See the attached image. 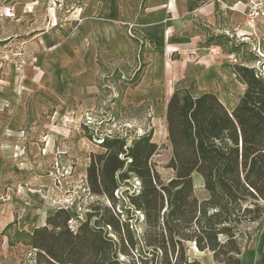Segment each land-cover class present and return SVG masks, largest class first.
Instances as JSON below:
<instances>
[{"label": "trees", "instance_id": "16d2710c", "mask_svg": "<svg viewBox=\"0 0 264 264\" xmlns=\"http://www.w3.org/2000/svg\"><path fill=\"white\" fill-rule=\"evenodd\" d=\"M232 70L244 90L231 112L210 92L177 87L168 99L167 183L151 162L159 148L152 132L129 144L103 138L104 153L92 155L85 172L89 192L109 207L90 209L75 231L68 212L57 209L28 235L36 264H201L189 257L187 244L210 253L215 264H242L239 227L264 218V78L243 65ZM140 75L129 84L137 85ZM194 175L204 200L195 195ZM131 178L138 188L124 192L127 218L121 221L115 192ZM136 212L143 217L141 237L129 225Z\"/></svg>", "mask_w": 264, "mask_h": 264}, {"label": "rangeland", "instance_id": "374dc122", "mask_svg": "<svg viewBox=\"0 0 264 264\" xmlns=\"http://www.w3.org/2000/svg\"><path fill=\"white\" fill-rule=\"evenodd\" d=\"M40 1L0 0V45L12 41H24L27 48L31 40L35 39L34 35L41 30L50 29L59 22L57 9L60 10L63 6L64 11L69 12L64 1ZM255 1L260 5L257 10L259 16L250 22L249 0H239L244 17L243 21L238 22L234 28L229 26L228 18L218 10V27L224 29V32L221 33L222 39L213 41L220 45V49L210 55L228 57L226 59L228 64L253 67L256 73L264 78V22L259 21L264 18V0ZM138 4L142 10L144 2L140 3L139 0ZM73 10L74 13L77 10L82 11L76 8ZM60 11L62 13V10ZM20 22L37 29L29 33L23 32L19 29ZM41 25L45 28L41 27L40 30ZM246 27L249 28L248 31ZM128 29V26H122V30L132 40V55L123 61L100 62L96 80L98 90L92 108L84 110L74 118L66 114L59 115L56 121L51 119L43 127L42 140L38 141L42 147L38 151L39 157L45 156L46 159L41 161L40 165L37 164L35 178L26 176L23 170L25 163H31V160L28 162L25 159L29 152L31 153V144L34 141L30 134L31 126L35 121L34 109L28 101L25 122L21 127L13 128L11 122L15 116V109L7 103L4 104L5 108L0 116V141L2 142L0 170L9 171V177L0 175V264H36L35 250L29 246L28 235L34 229L45 226L46 218L54 215L57 209H65L68 212L71 218L69 228L75 231L90 209L97 206L109 207L105 197H96L89 192L85 172L90 163V157L104 153L99 145L103 138L119 137L129 144L136 137L152 132V141L159 148L151 162L161 180L167 183L172 177V171L168 168L171 150L167 140L165 121L168 99L177 87L186 88L193 94L202 90H211L216 93L221 88L217 80L212 77L159 76L158 83L154 82L151 87L156 92L154 94H157L155 97H150L144 103H140L141 105L137 102H128V95L132 94L131 90L134 91L137 86L129 82L133 79L135 72L141 73L146 61L140 55L138 48L140 39L131 38ZM245 30L250 33L248 36L243 34ZM206 37L208 43L210 37L207 33ZM32 69L37 71L33 66ZM1 72L3 70L0 69V74ZM12 77L0 76V90H10L9 88L13 87L9 81ZM15 77L20 81L16 84L17 94L15 93L13 100L18 101L24 88L22 81L25 78ZM202 78L206 84H202ZM215 78H220L224 84L228 76H215ZM222 87L225 90L228 89L227 85ZM46 115L52 117L54 114L48 112ZM84 126L87 133L83 130ZM77 133L80 137H77ZM8 152L11 154L9 155ZM193 182L196 197L199 200L206 199L207 193L203 189L201 178L194 175ZM136 188H138V182L131 178L126 185H122L115 192V196L119 199L114 211L120 216L121 221L127 218L124 192L130 194ZM142 220L143 217L138 212L134 213L129 220V225L138 237H141L144 231ZM238 234V240L244 252L241 263L261 264V252H264V218L258 223L243 224L239 227ZM187 254L201 264H215L213 260V263L210 262L212 259L210 253H200L191 244H187Z\"/></svg>", "mask_w": 264, "mask_h": 264}, {"label": "crops", "instance_id": "0c3cea01", "mask_svg": "<svg viewBox=\"0 0 264 264\" xmlns=\"http://www.w3.org/2000/svg\"><path fill=\"white\" fill-rule=\"evenodd\" d=\"M61 1L66 2L64 4L69 12H65L63 6L60 7L62 13L57 9L59 22L48 30H41L45 24L41 25V32L34 35L35 39L27 45L30 60L33 61L24 72V88L18 101L13 99L20 80L13 72L3 70L0 74L13 76L9 79L13 87L0 90V116L4 104L12 106L15 116L11 124L13 128H19L25 122L28 101L34 109L35 121L30 133L34 141L31 153L25 159L28 162L31 160V163H25L23 168L26 176L37 177V164L46 159L45 156L39 157L38 151L42 147L38 141L42 140L43 127L51 119L56 121L59 115L74 118L84 110H90L98 90L96 80L100 62L123 61L132 55V40L122 26H128L131 38L140 39V55L146 59L140 73L142 78L134 91L131 90L132 94L128 95V102L140 104L155 97L157 94L151 87L154 82L158 83L159 76H206L216 79L221 88L216 93L211 90L202 92L214 93L228 112L236 106L244 86L235 77L233 63L226 62L228 57L210 54L220 49V45L213 41L222 39L221 33L224 32L218 27V10L234 28L244 17L239 0H140V3L144 2L142 10L139 0ZM74 8L82 11L74 13ZM259 21L264 22V18ZM202 28L208 30L203 31ZM19 29L29 33L37 28L21 23ZM246 29L248 31L249 28ZM247 31L243 34L248 36L250 33ZM206 33L210 37L208 43ZM215 76L228 78L223 84ZM201 82L206 84L204 78ZM224 85L228 86L227 90L222 87ZM48 112L54 115H46ZM76 135L80 137L79 133ZM8 172L0 170V175L9 177ZM210 262L213 263L212 259Z\"/></svg>", "mask_w": 264, "mask_h": 264}, {"label": "built area", "instance_id": "2783aa9c", "mask_svg": "<svg viewBox=\"0 0 264 264\" xmlns=\"http://www.w3.org/2000/svg\"><path fill=\"white\" fill-rule=\"evenodd\" d=\"M249 21L252 22L259 16L257 10L260 6L255 0H249ZM28 49L24 41H12L0 45V69L6 72H13L15 76L24 79V72L31 66ZM264 73V72H263Z\"/></svg>", "mask_w": 264, "mask_h": 264}, {"label": "water", "instance_id": "95a60500", "mask_svg": "<svg viewBox=\"0 0 264 264\" xmlns=\"http://www.w3.org/2000/svg\"><path fill=\"white\" fill-rule=\"evenodd\" d=\"M191 246H192L193 248H196L194 244H191Z\"/></svg>", "mask_w": 264, "mask_h": 264}]
</instances>
